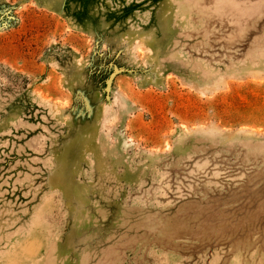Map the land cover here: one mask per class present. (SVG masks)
<instances>
[{"label": "rangeland", "instance_id": "1", "mask_svg": "<svg viewBox=\"0 0 264 264\" xmlns=\"http://www.w3.org/2000/svg\"><path fill=\"white\" fill-rule=\"evenodd\" d=\"M0 264H264V0H0Z\"/></svg>", "mask_w": 264, "mask_h": 264}]
</instances>
